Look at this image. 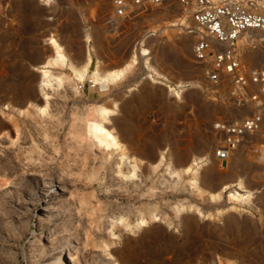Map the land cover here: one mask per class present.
Segmentation results:
<instances>
[{
    "label": "rangeland",
    "instance_id": "rangeland-1",
    "mask_svg": "<svg viewBox=\"0 0 264 264\" xmlns=\"http://www.w3.org/2000/svg\"><path fill=\"white\" fill-rule=\"evenodd\" d=\"M112 3L0 0V264H264V136L227 163L214 158L213 125L246 111L193 58L191 9L175 0L120 18ZM51 38L65 63L47 64ZM260 38L250 32L239 42L246 66H264ZM133 54L137 64L121 79L92 82L95 69L120 70ZM88 56L79 82L71 65ZM93 122L116 147L95 143ZM121 150L136 167L132 180L117 172ZM205 154L201 194L192 175L168 179L167 169ZM239 183L252 205L229 202Z\"/></svg>",
    "mask_w": 264,
    "mask_h": 264
},
{
    "label": "built area",
    "instance_id": "built-area-1",
    "mask_svg": "<svg viewBox=\"0 0 264 264\" xmlns=\"http://www.w3.org/2000/svg\"><path fill=\"white\" fill-rule=\"evenodd\" d=\"M173 1L113 0L112 4L117 17L139 18ZM177 1L191 9L192 26L186 32L194 39L193 58L204 67L207 81L216 88L230 89L229 100L246 111L213 125L219 137L214 158L227 163L242 146L264 136V66H246L239 52L243 35H264V0ZM259 42L264 48V38Z\"/></svg>",
    "mask_w": 264,
    "mask_h": 264
},
{
    "label": "bare ground",
    "instance_id": "bare-ground-1",
    "mask_svg": "<svg viewBox=\"0 0 264 264\" xmlns=\"http://www.w3.org/2000/svg\"><path fill=\"white\" fill-rule=\"evenodd\" d=\"M86 40L89 43L90 42V36L86 35ZM51 45L53 48V54L51 58L48 59L47 64L61 62L65 63L67 61L66 53L63 49V47L53 38L50 39ZM150 52L146 48H142L140 51V56L144 59V64L147 67L148 70L153 71V66L151 64V59L149 57ZM137 57L135 54L131 57L128 64H126L123 68L120 70L110 71L108 73L102 74L97 69H95L92 74L90 75L92 82L95 84H101V85H107L109 83H113L119 79H121L126 72L130 71L136 64H137ZM91 63V56H88L86 59V63L81 67H75L71 65V69L74 74V78L79 81L83 82L88 77V67ZM47 74H42V80L39 82V87L41 90H44L46 88V81H47ZM47 105H45V108L41 110V113L43 114L46 111ZM105 114V110L101 109L99 110V115L103 116ZM88 134L89 136L95 141V143L99 147H106L108 149H111L113 147L117 146V139L113 135L112 132H109L107 129H105L101 124L99 123H90L88 126ZM18 132V130H17ZM261 136V135H258ZM257 137V136H256ZM11 144H16L18 142L17 137L16 138H10ZM120 161L117 168V172L119 175H121L123 178L127 180H132L136 176V167H133L130 169L129 161L127 154L124 150L120 151ZM184 159V158H183ZM231 160V159H230ZM229 160V161H230ZM211 163V160H209V157L207 154L198 156L196 159H194L187 167L186 169L181 168H174L173 170H166V175L169 180L172 179H179L184 175H192L190 185L193 187L195 191H197L199 194L202 193V190L198 183V176L199 172L202 170V167L205 166V164ZM157 166V165H156ZM156 166L153 168V170L156 168ZM209 167V166H208ZM219 173H222V171H218ZM245 189L242 187V184H238V189L231 192L228 196V200L230 203L239 206V207H245L252 205L253 202V194L249 191H244ZM221 194H211L209 197L212 201H217L220 199Z\"/></svg>",
    "mask_w": 264,
    "mask_h": 264
}]
</instances>
